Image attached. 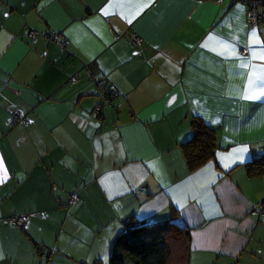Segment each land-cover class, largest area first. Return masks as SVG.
Masks as SVG:
<instances>
[{
  "label": "crops",
  "instance_id": "crops-1",
  "mask_svg": "<svg viewBox=\"0 0 264 264\" xmlns=\"http://www.w3.org/2000/svg\"><path fill=\"white\" fill-rule=\"evenodd\" d=\"M91 66L117 90L98 115ZM261 93L264 22L238 0H0V264H102L126 221L169 217L189 264H264ZM194 116L217 148L191 169Z\"/></svg>",
  "mask_w": 264,
  "mask_h": 264
},
{
  "label": "trees",
  "instance_id": "trees-1",
  "mask_svg": "<svg viewBox=\"0 0 264 264\" xmlns=\"http://www.w3.org/2000/svg\"><path fill=\"white\" fill-rule=\"evenodd\" d=\"M259 6L264 10V3ZM262 22H264V17L257 25ZM90 68L95 73L93 66ZM111 99L103 104L102 109L107 103H111ZM16 120L17 118L14 122ZM191 128L193 135L183 147L189 167L196 169L213 157L217 148L216 135L215 130L199 116L191 119ZM245 167L248 176H263L264 152L259 151L252 154ZM72 194H76L79 200L77 192L70 193L67 200ZM263 204L264 198L252 212L259 213V206ZM189 233L185 223L171 217L157 219L151 223L136 220L125 222L121 234L112 243L109 264H189Z\"/></svg>",
  "mask_w": 264,
  "mask_h": 264
},
{
  "label": "built area",
  "instance_id": "built-area-1",
  "mask_svg": "<svg viewBox=\"0 0 264 264\" xmlns=\"http://www.w3.org/2000/svg\"><path fill=\"white\" fill-rule=\"evenodd\" d=\"M238 1L246 6L247 23L250 26H256L259 23V21H261L264 17V10H262L259 6L264 3V0H238ZM28 35L34 37L36 33L33 31H29ZM132 39L134 42L140 41V38L136 35ZM67 43H68L67 40H64L62 42L63 45ZM86 71L88 76L95 81V84L101 88V93L93 107V112L96 115H98L101 112L103 104L107 100L110 101L111 97L117 94V90L113 85L108 83L105 78L96 76L90 67H86ZM11 114H12L11 122H14V120L19 116L14 112H12ZM23 122L28 123V120L25 119L23 120ZM77 200H78V196L76 194H72L69 200H67L66 204L72 205ZM259 208H260L259 213L263 214L264 213L263 205H260ZM252 213L254 214V212ZM27 217L28 216L26 214H12L8 216L5 221L14 227L23 228L27 223Z\"/></svg>",
  "mask_w": 264,
  "mask_h": 264
},
{
  "label": "snow or ice",
  "instance_id": "snow-or-ice-1",
  "mask_svg": "<svg viewBox=\"0 0 264 264\" xmlns=\"http://www.w3.org/2000/svg\"><path fill=\"white\" fill-rule=\"evenodd\" d=\"M253 35H255V31H253ZM257 43H259V41L258 40H253V44H257ZM261 95H264V93H261ZM250 98H252V99H256L257 97L254 95V96H252V97H250ZM237 151H241V150H237ZM239 158V157H238ZM0 172H2L3 173V178H7V169L5 168V166H4V162H3V160H0Z\"/></svg>",
  "mask_w": 264,
  "mask_h": 264
},
{
  "label": "rangeland",
  "instance_id": "rangeland-1",
  "mask_svg": "<svg viewBox=\"0 0 264 264\" xmlns=\"http://www.w3.org/2000/svg\"><path fill=\"white\" fill-rule=\"evenodd\" d=\"M81 259L84 260V261H86L87 263H92L93 262V260L91 258H84V257H82ZM101 263L102 264H109V257L107 256V258L101 260Z\"/></svg>",
  "mask_w": 264,
  "mask_h": 264
}]
</instances>
